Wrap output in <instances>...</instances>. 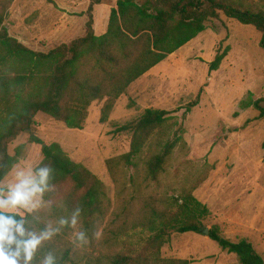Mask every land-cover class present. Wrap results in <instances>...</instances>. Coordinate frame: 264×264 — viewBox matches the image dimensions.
<instances>
[{
  "label": "trees",
  "instance_id": "1",
  "mask_svg": "<svg viewBox=\"0 0 264 264\" xmlns=\"http://www.w3.org/2000/svg\"><path fill=\"white\" fill-rule=\"evenodd\" d=\"M13 1L0 0V183L17 164L23 149L19 146L11 156L8 146L20 135H27L30 144L40 146L39 164L52 172L50 190L44 195L47 208L28 214L25 227L39 233L48 224L59 226L60 219H70L79 209L77 230L87 236V243L79 244L72 228H61L39 246L33 264H40L49 253L56 257L57 264H191L188 260L162 258L160 251L171 233L203 235L207 229L204 221L210 212L192 190L159 199L143 198L139 193L135 201L130 196L113 210L99 179L73 162L57 143L45 144L34 135L35 117L41 113L67 129L82 130L91 104L104 101L99 122H107L115 102L132 83L197 37L220 14L259 32V47L264 50V7H252L244 0H115L106 32L96 36L94 7L105 2L89 0L85 34L48 52H37L11 37L4 26ZM228 51V47L216 51L208 64L209 73L219 68ZM201 92L183 108V121L198 105ZM240 108L254 109L258 118H264V98L242 101ZM172 113L145 109L135 122L115 128V134L131 137L126 154L105 161L112 181L117 170L129 169L142 171L147 184L158 180L173 150L182 142L178 133L174 139L151 140L160 134ZM146 152L147 157L142 159ZM130 181L134 184L133 176ZM67 184L70 190L60 194ZM133 202L138 203L139 210L130 214L128 207L132 209ZM122 215L129 218L120 219ZM14 218L20 220L18 215ZM207 238L222 251L234 254L239 264H264L248 240L232 242L221 235L217 225L208 229Z\"/></svg>",
  "mask_w": 264,
  "mask_h": 264
},
{
  "label": "rangeland",
  "instance_id": "2",
  "mask_svg": "<svg viewBox=\"0 0 264 264\" xmlns=\"http://www.w3.org/2000/svg\"><path fill=\"white\" fill-rule=\"evenodd\" d=\"M244 1L252 7H264V0ZM104 2L94 7L97 36L105 32L110 7L115 5V0ZM88 4L89 0H14L4 26L11 37L30 49L48 52L85 34ZM260 39L261 34L254 28L220 14L157 69L132 83L115 102L107 122H99L104 101L94 102L82 130L67 129L63 123L39 113L33 133L45 144L57 143L73 162L99 179L113 210L129 201L130 196L135 201L139 193L143 198L159 199L192 190L210 212L204 221L207 229L217 225L221 235L232 242L248 240L264 260V118H258L254 109L240 108L242 101L264 98V50L259 47ZM225 47L229 51L221 65L209 73L208 64L216 51ZM200 89L198 105L183 121V108ZM145 109L173 112L158 131L160 134L151 138L153 142L158 137L174 139L177 133L182 135V142L156 182L147 184L142 171L131 169L117 170L112 181L105 161L126 154L131 137L113 131L138 120ZM19 146L23 149L17 164L35 166L42 161L40 146L30 144L27 135H20L8 146L9 154L13 156ZM9 179L7 174L1 183ZM69 190L67 184L60 194ZM133 204L132 209L128 207L130 214L139 210L138 203ZM46 208L47 202L36 212ZM160 253L162 258L188 260L191 264H239L234 254L195 233H171Z\"/></svg>",
  "mask_w": 264,
  "mask_h": 264
},
{
  "label": "clouds",
  "instance_id": "3",
  "mask_svg": "<svg viewBox=\"0 0 264 264\" xmlns=\"http://www.w3.org/2000/svg\"><path fill=\"white\" fill-rule=\"evenodd\" d=\"M52 169L48 166L12 167L7 183H0V264H33L34 256L44 241L51 240L61 228H72L75 241L87 243L84 231L77 230L80 210L77 209L70 219H60L59 226L48 224L37 233L25 227L28 214L36 212L44 203V195L50 190ZM20 216L17 221L14 217ZM40 264H57L56 257L47 254Z\"/></svg>",
  "mask_w": 264,
  "mask_h": 264
},
{
  "label": "crops",
  "instance_id": "4",
  "mask_svg": "<svg viewBox=\"0 0 264 264\" xmlns=\"http://www.w3.org/2000/svg\"><path fill=\"white\" fill-rule=\"evenodd\" d=\"M111 8H112V7H110V9H111ZM109 12H110V11H109ZM108 16H109V15H108ZM107 22H108V19H107ZM106 28H107V25H106ZM93 29H94V26H93ZM105 32H106V30H105ZM105 32H104V33H105ZM94 33H95V32H94ZM104 33H103V34H104ZM103 34H102V35H103ZM95 35H96V34H95ZM96 36H97V35H96ZM99 36H101V35H99ZM22 44L24 45V42H22ZM28 48H29V47H28ZM164 61H165V60H164ZM162 62H163V61H162ZM162 62H161V63H162ZM159 64H160V63H159ZM159 64H158V65H159ZM158 65H157V66H158ZM157 66L153 67L150 71H153L154 69H157V68H158ZM145 75H146V74H145ZM142 77H143V76H142ZM140 78H141V77H140ZM140 78H139V79H140ZM136 81H137V80H136ZM136 81H135V82H136ZM131 85H132V84H131ZM131 85H130V86H131ZM130 86H129V87H130ZM126 91H127V90H126ZM126 91H125V92H126ZM123 95H124V94H123Z\"/></svg>",
  "mask_w": 264,
  "mask_h": 264
},
{
  "label": "water",
  "instance_id": "5",
  "mask_svg": "<svg viewBox=\"0 0 264 264\" xmlns=\"http://www.w3.org/2000/svg\"><path fill=\"white\" fill-rule=\"evenodd\" d=\"M203 235H204V236H207V235H208V229H205V230L203 231Z\"/></svg>",
  "mask_w": 264,
  "mask_h": 264
}]
</instances>
